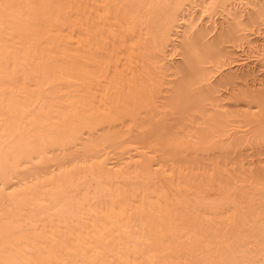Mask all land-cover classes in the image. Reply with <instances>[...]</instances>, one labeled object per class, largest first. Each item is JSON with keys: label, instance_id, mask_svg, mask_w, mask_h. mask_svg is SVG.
I'll list each match as a JSON object with an SVG mask.
<instances>
[{"label": "bare ground", "instance_id": "obj_1", "mask_svg": "<svg viewBox=\"0 0 264 264\" xmlns=\"http://www.w3.org/2000/svg\"><path fill=\"white\" fill-rule=\"evenodd\" d=\"M0 264H264V0H0Z\"/></svg>", "mask_w": 264, "mask_h": 264}, {"label": "rangeland", "instance_id": "obj_2", "mask_svg": "<svg viewBox=\"0 0 264 264\" xmlns=\"http://www.w3.org/2000/svg\"><path fill=\"white\" fill-rule=\"evenodd\" d=\"M230 156H232V157H230L231 159H234V160H236V162L238 163L239 162V160H238V158H237V156H235V155H230ZM231 161L232 163H234V164H237L235 161Z\"/></svg>", "mask_w": 264, "mask_h": 264}]
</instances>
